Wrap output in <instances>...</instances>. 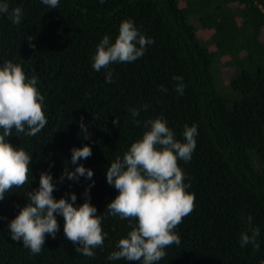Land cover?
<instances>
[{"label":"trees","instance_id":"trees-1","mask_svg":"<svg viewBox=\"0 0 264 264\" xmlns=\"http://www.w3.org/2000/svg\"><path fill=\"white\" fill-rule=\"evenodd\" d=\"M4 2L9 12L0 13V67L12 61L37 78L47 124L35 136L13 128L6 138L28 152L31 163L29 184L0 200V264H142L108 259L136 221L109 214L107 204L118 192L107 183L106 170L142 138L144 122L156 117L180 142L185 125L197 126L191 159L178 160L195 207L175 229L179 245L165 248L156 264L264 262V0H59L56 8L41 0ZM16 7L23 12L19 25L9 19ZM125 19L153 43L135 61L97 72V44L104 36L114 42ZM222 66L229 68L225 80ZM173 77H182V94ZM132 108L138 116L132 117ZM84 145L92 155L78 164L93 176L61 182L65 169L76 167L71 149ZM41 172L51 174L55 199L71 203L69 193L76 195L75 207L87 189L105 234L93 257L75 251L59 214V229L54 238L45 234L40 253L11 239L9 222L26 204L27 192L39 188ZM248 216L260 229L258 250L240 246Z\"/></svg>","mask_w":264,"mask_h":264},{"label":"clouds","instance_id":"clouds-1","mask_svg":"<svg viewBox=\"0 0 264 264\" xmlns=\"http://www.w3.org/2000/svg\"><path fill=\"white\" fill-rule=\"evenodd\" d=\"M41 2L49 8H56L59 4V0ZM8 12V3H0V13ZM22 16L20 7L13 8L9 13V19L16 25L20 24ZM152 43L151 39L138 31L133 21L122 20L114 42L110 43L109 37L104 36L97 44L92 67L99 72L116 62H133L142 57L145 46ZM173 79L179 81L175 90L182 94V77ZM106 81L112 82L110 70ZM43 99L35 76L28 78L21 65L12 61L4 62L0 67V129L3 130L0 134V200L14 187L21 188L29 184L31 155L21 147H13L6 138L12 135L13 128L18 133L35 136L46 126ZM130 112L132 117L139 115L135 108L130 109ZM82 120L81 133L84 139H88L90 134L86 133L87 126ZM112 123L114 126L119 125V118H114ZM144 127L147 130L143 132L142 138L131 144L122 159L116 156L106 170L107 183L118 192L107 204L109 214L130 223L136 221L127 236L118 240V250L109 255V260L124 259L156 264L166 255L165 248L179 245L180 238L175 229L195 207V196L185 190L184 173L178 160L187 162L191 159L197 126H184V142L175 138L162 117L146 120ZM91 155V148L87 145L72 148L71 163L76 167L74 171L66 168L60 181L63 182L65 177L73 181L78 180V177L91 179L92 170L78 164L80 159H87ZM52 179L50 173L41 172L39 188L27 192L26 204L9 222L11 239L22 241L24 247L33 254L40 253L45 243V234L54 238L59 229L56 220V214H59L64 219L66 238L77 245L75 251L93 257V249L103 245L105 234L101 227L102 218L88 202L87 189L85 201L75 207L77 198L73 193H69L71 203L68 199L53 197L55 186ZM259 235L260 229L252 226V217L248 216L247 230L240 234V246L252 244L258 250Z\"/></svg>","mask_w":264,"mask_h":264},{"label":"rangeland","instance_id":"rangeland-1","mask_svg":"<svg viewBox=\"0 0 264 264\" xmlns=\"http://www.w3.org/2000/svg\"><path fill=\"white\" fill-rule=\"evenodd\" d=\"M228 70H229V68H228V66H222V68H221V74H222V79L224 78V80H225V77H226V75H227V73H228Z\"/></svg>","mask_w":264,"mask_h":264}]
</instances>
